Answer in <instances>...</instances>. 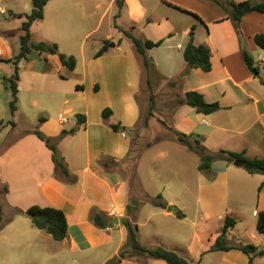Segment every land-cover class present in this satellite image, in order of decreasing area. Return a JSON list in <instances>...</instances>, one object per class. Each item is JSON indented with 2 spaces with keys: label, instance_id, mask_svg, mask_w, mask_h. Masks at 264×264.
<instances>
[{
  "label": "crops",
  "instance_id": "crops-1",
  "mask_svg": "<svg viewBox=\"0 0 264 264\" xmlns=\"http://www.w3.org/2000/svg\"><path fill=\"white\" fill-rule=\"evenodd\" d=\"M15 1L17 0H10L12 8L16 7ZM20 1L31 3L32 0ZM84 1L51 0L45 5L43 18L49 15L51 20L49 30L52 33L44 42L56 41L54 34L64 35L70 40L77 33L81 22L95 18L92 27L86 33V36L91 35L116 4V0H86L93 8L91 11H85ZM123 1L124 10L129 6L130 0ZM144 1L146 13L155 15V20L148 22L146 28L153 24L160 26L168 22L167 18L160 14L158 4L174 10H177L173 8L174 6L179 7L200 19L177 10L192 18L186 23L184 32L188 35L194 27L193 44L204 45L210 49L211 70L209 72L197 68L187 70L183 61L176 71L175 66L173 67L176 61H162L161 64L166 67V71L162 72L158 63L151 60L153 70L149 76L141 63L144 69L142 74L139 61H136V65L133 61H95L111 56L110 50L98 58L91 56L86 61H76L73 71L62 66L56 55H44L36 51L38 54L36 57L20 62L19 67L22 71L18 81L16 111L14 115L9 114V117L5 118L0 108V205L3 213L0 232L2 233L4 229L2 224L10 228L14 225L13 227L17 226L19 229L20 235L41 236L30 229L33 226L32 221L23 223L17 219L32 206L52 207L61 210L67 220V236L60 241L63 249L58 252L60 260H66V264H79L77 253L102 245H108L109 252L95 254V260L87 264H105L115 257L127 240V230L124 226L126 219L136 224L137 237L142 246L163 247L181 257H189L191 262L197 261V264L207 253L217 254L219 264H238L235 261L237 257L235 253L239 252L238 250L209 252V249L223 230L226 216H231L237 223V220H244L245 211H252L254 219H250L252 229H255L256 214L264 211V191L258 192V187L264 182V175H251L240 166L217 160L212 163L209 171L204 172L206 177L203 179L200 177L198 205L200 204L202 208L190 221L191 226L182 225L188 220L187 215L172 201H166L165 208L153 206L154 210L147 211L140 217L144 203L138 202V197L145 194L153 198L163 190V185H157L149 190L145 188L141 175L137 173L135 174L137 186L135 190L131 187L130 178H125L113 165L130 159L132 144L118 143V140H125L126 135L122 136L121 132L113 131L109 124L117 122L137 126L143 106L140 105L137 112L134 98L141 93L147 98L146 95L149 94L150 101V93H153V97L155 94L153 89H149L148 80L159 78V82L169 83L170 90H167L166 95L161 91L157 92L160 97L157 99L154 97V102L158 105H155L154 110L153 103L149 118H155L158 112L167 113V122L160 115L157 118L162 123V130L170 132L175 130L189 135L192 139H198L211 154L225 150L244 152L249 158H264V51L254 42L256 34H264V16L258 13L247 14L242 18L237 32L225 8L215 0H155L153 9H149L147 3L154 0ZM218 1L226 3L228 0ZM103 5L105 7L101 10L100 7ZM140 9L144 10L142 4ZM29 13L14 10L10 16L23 21L24 15ZM18 15L22 17L17 18ZM76 19L80 20L78 24L75 23ZM165 33L170 36L169 31ZM5 37V34L0 33V38ZM148 38L153 39L150 36ZM159 39L161 38L154 41ZM178 48H181L180 44ZM0 49L3 59L5 52ZM242 49H245L258 65L257 76L252 75L246 68L241 56ZM118 53L120 54L119 50ZM10 57L6 55L4 59ZM5 62L2 63L5 66L3 74L7 79L13 73V66L10 63L9 67V63ZM115 70L118 71L116 74L113 72ZM143 80L144 84L141 83ZM76 86H81L82 89H77ZM191 91L202 94L207 103L217 102L220 109L210 115H203L181 104L184 95ZM22 93L25 94L24 98L21 96ZM40 95L47 105L45 107L56 112L53 117L47 119L43 117V122L34 125L29 118V110L38 105ZM100 98L105 99V102L98 104ZM106 107H110L112 115L104 122L101 111ZM117 112L127 116V122L123 117H119ZM76 114L86 116L84 125H77ZM71 117L73 121L69 120ZM51 123L53 124L50 125ZM67 125L70 126L66 127ZM72 128H76V132L61 139L57 143V151L64 159L69 175L74 178L73 182L57 175L51 151L33 134V131L38 129L45 136L55 138L62 130ZM186 150L190 152L187 148ZM161 156H165V153L158 152L155 158ZM202 199L208 200L207 203L203 204ZM135 201L137 202L135 211H127L128 205ZM216 201L222 203H215ZM169 204L174 205L172 212L167 211ZM13 210L17 212L13 214ZM93 210L102 212L109 220L115 217L117 224L109 225L107 222V227L98 228L91 220ZM178 212L182 217L177 216ZM153 218L157 220L152 221ZM7 219L12 223L6 224ZM151 221L154 227L144 235L146 241L142 240V228ZM213 221H220L221 226L214 230V226L210 227ZM236 227L235 224L227 236L231 235L230 232L236 230ZM181 228L183 231L191 229L188 239L181 237ZM1 238L12 240L10 234L1 235ZM0 253L7 262L13 255L11 250L2 252L0 249ZM127 255L131 257L125 258L120 264H166L162 260L132 250Z\"/></svg>",
  "mask_w": 264,
  "mask_h": 264
},
{
  "label": "rangeland",
  "instance_id": "rangeland-1",
  "mask_svg": "<svg viewBox=\"0 0 264 264\" xmlns=\"http://www.w3.org/2000/svg\"><path fill=\"white\" fill-rule=\"evenodd\" d=\"M83 4L85 11L92 10L93 5L91 3H88L85 0ZM117 4L118 3L113 5L110 12L105 15L99 27L91 35L86 36V33L89 28L92 27V22L95 21V18L93 20H84L83 22H81L80 27H78L77 29V33H75L70 40L66 39V36L64 35L62 36L60 34H54V40L56 41L50 42L57 44L59 52L68 56H73L76 61H86L91 56H94V54L102 46L104 40L110 39L114 42L120 41V45L110 49L109 54L111 56L102 60L95 61H133L134 64L136 63V61H139V65L142 69V58L140 55H138L131 40L125 35L124 32H129L139 39H149L154 41L158 38H163V44L159 47L147 50V55L149 59L158 63L159 70H161L162 72L166 71V67L161 64L162 61H176L173 67L175 66V70L177 71L184 61L182 57V48H184L185 44L189 41V36L184 32L186 27L185 25L188 21H191L192 18L186 14L178 12L177 10H174L162 4H158L160 14L167 18L168 22L160 26H156L155 24H153V26H149L148 28H146L148 22H153V20H155V15L146 13L144 0H130V2L128 3L129 6H126L124 10L123 6L120 9ZM141 4L144 10L140 9ZM14 5L16 7L12 8L10 5V0H0V8L4 9L7 12V14L5 15L0 14V33L1 35L2 33L6 35L5 38H0V48L4 50L7 56H11L9 59L5 60L4 56L6 55L4 54L3 59H1L2 63H6L5 61L8 62V60H12V58L17 56L20 51L19 36L22 34V20L12 18L10 16L11 12L15 10L18 12L29 13L32 10V3L30 2L17 0L14 2ZM147 5L149 9H153L155 7V0L154 2L148 1ZM104 7L105 5L101 6L100 9L103 10ZM79 22V19L75 20V23L78 24ZM50 23L51 20L48 14L45 18H43V20L34 23L31 27V41L34 43L45 41V39L48 38L47 36L52 33V31L49 30ZM167 31H169L170 36L166 35L165 32ZM197 34H199V32ZM148 36L152 37L153 39L148 38ZM178 44L181 45V48H178ZM118 50L120 51V54L118 53ZM37 55L38 54L35 51H32L29 54L28 60L26 61H29V59H32ZM2 63L0 66V108H2L3 116H5V118H8L9 114H11L9 102L12 98V95L9 86H3L2 77H5V75L3 74L5 66H3ZM8 63L10 65L11 62ZM9 67H11V65ZM21 71L22 69L20 67V69L18 70V75H20ZM113 72H115L116 74V72L118 71L115 70ZM142 74H144V69H142ZM141 83L144 84V80ZM151 84L153 92L155 94V99L160 97V94L157 92L161 91L166 95L168 94L167 90H170L169 83L166 81L159 82V78H154V80L151 81ZM21 96L22 98H24L25 94L22 93ZM146 96L147 98H145L143 96V93H141L137 96V98H134L137 112L139 111V106H143L141 119L137 126L121 124V127L124 128H120V130L115 131L118 133L123 132L126 135L125 140H118L117 142H130L132 144L133 151L131 155H129L130 159H128L127 161L119 162L113 166L118 168V170L121 171L125 178H130V185L134 190L137 186V180L135 178V174L137 173L141 175L142 183L144 184L145 188L149 190L153 189L157 185H163V190L159 193V195L161 194L163 202L165 203L166 201H172L175 206H178V208L182 210L188 218V220L183 222L182 225H184V227H187L188 225L191 226L190 221H192L193 218L196 217L198 213H200V210L202 208L200 204L198 205L200 184L199 180L200 177H202L203 179L206 176L204 175V172H200L197 170V166L200 163L198 156L196 154L194 155L188 152L184 145L174 139L173 134L170 131L162 130V123L159 122L157 118L158 115H160L164 118L165 122H167V113L160 114L158 112L155 118H149L151 114L148 113V108L150 107L151 103L148 100L149 94H147ZM98 102V104H101V102H105V99L103 100L100 98ZM116 103L118 104V101ZM144 104L146 105V107H144ZM156 104L154 102V110L156 109ZM45 106L47 105L43 102V96L40 95L38 105L31 107L29 110V118L32 124L36 125L40 117H44L45 119H47L51 116H54L56 111ZM94 106H96V103H94ZM117 115L119 117H123L127 122L128 117L124 116L123 113L117 112ZM70 119L72 121L74 120L72 117L69 118V120ZM147 122L149 125L147 124ZM52 124L53 123H51L50 125ZM70 125H67L66 127H69ZM163 134L165 136H163ZM161 138L168 139L161 140ZM158 152H164L165 156L155 158ZM139 153L141 155H139ZM155 197L156 196H154L153 198ZM150 198V196H147L145 194L138 197V202L141 201L144 203V208L140 214V217H143L144 213H147V211L150 212L154 210V205L151 203ZM207 201L208 200L206 199H202L203 204L207 203ZM215 203H222V201H216ZM136 204L137 202L135 201L131 205H128L131 212L135 211L134 208ZM173 204H169L168 206H174ZM197 208L199 210H197ZM251 212L252 211H245L244 220H237L238 222L236 223V230L230 232L231 235L229 234L227 236V241L230 243L239 242L242 244H253L258 247L259 251L264 252V236L258 234L254 228L252 229L250 218H254L252 217ZM24 214L17 220L23 223H31V219H24ZM139 220L143 222L142 219ZM155 220L157 219L153 218L152 221ZM152 221L149 224H146L144 228H142V240L146 241L144 235L152 227H154ZM5 223H12V221H10V219H7L5 220ZM1 226L4 229L2 233L0 232V249H2V252H5V250H11V252L13 251V255L10 261L7 262L5 260L6 258L0 253V264H63L64 260H60V256L58 255V252L63 249L61 242L52 239L46 232L39 231L31 226L30 229L32 231H34L35 233H40L41 235L38 237H33L20 235L17 226L13 227L14 225H11V228L5 227L3 224ZM213 226L215 227L214 230L217 229L216 227L219 228L221 226L220 221H213L210 227ZM182 229L183 228H181L180 230L181 237L184 239H188L191 229L189 231H183ZM252 233H254V236H252ZM4 234H10L12 236V240L2 239L1 235ZM137 240L140 241L138 237ZM127 241L128 240H126L125 243L126 245ZM107 248H109L108 245H102L101 247L93 249H83V251L77 253V255L79 256V264H87L91 260H95L94 255L97 253L109 252ZM235 254L237 255L235 261L238 264L248 263L247 257L244 253L239 251ZM216 255L217 254L209 253L203 255L199 264H219L220 261L218 256ZM183 258L191 262L189 257ZM253 262L254 264H264V255H256L253 258ZM64 263L66 264V260L64 261ZM193 264H197V261Z\"/></svg>",
  "mask_w": 264,
  "mask_h": 264
},
{
  "label": "trees",
  "instance_id": "trees-1",
  "mask_svg": "<svg viewBox=\"0 0 264 264\" xmlns=\"http://www.w3.org/2000/svg\"><path fill=\"white\" fill-rule=\"evenodd\" d=\"M51 0H32V10L29 14L24 15L25 19L21 23V28L23 34L19 37V46L20 51L19 54L12 58V60H8L11 62L13 66V73L7 77L6 81L8 83L9 88L11 89L12 98L9 102V108L11 115H14L17 102H18V81L19 75L18 70L20 69L19 63L22 61H26L29 58V54L32 51H36L40 54L44 55H56L62 66L67 68L70 71H73L76 66V59L73 56H68L59 52L58 46L55 43L48 42H37L34 43L31 41V33L30 27L31 25L43 19V9L45 5ZM217 1L221 6L225 8L228 14V18L230 19L235 31L239 32V25L244 16L250 13H258L264 16V0H239L232 1L228 0L226 3H222L221 1ZM123 0H116L117 5L121 9L123 6ZM170 5V4H169ZM173 8L191 15L192 17L200 20L195 14L190 13L189 11L183 10L179 7L174 6ZM22 15H18L17 18H21ZM125 35L131 40L136 52L142 58V64L146 70V72L151 75V71L153 70V65L151 63V59H149L147 55V50L159 47L164 39H159L157 41H152L149 39H139L133 36L129 32H124ZM189 41L185 45L182 56L186 63V68H197L202 70L203 72H209L211 70V61H210V49L204 45H194L193 44V36H194V27L191 28L189 32ZM254 42L256 46L264 51V34H256L254 36ZM120 45V41L114 42L110 39H106L103 41L102 46L99 50L94 54L93 58H98L108 52L110 49ZM241 56L246 68L249 72L257 76L259 74V67L255 63L253 57L245 50H241ZM186 72V71H185ZM149 89L151 90V81L148 80ZM77 89H82L81 86H76ZM97 89L96 86L94 88ZM150 108L149 114H151L154 97L153 93H150ZM181 104L187 105L190 108H193L197 113H201L203 115H210L220 109V106L217 102L207 103L205 102L202 94L191 91L187 92L184 95V98L180 101ZM112 115V110L108 107L104 108L101 111V118L104 122ZM75 118L77 120V125H84L86 123V116L84 114H76ZM44 118L40 117L38 122H43ZM13 124V122H10ZM110 129L113 131H118L123 129L120 123L109 124ZM76 132V128H72L70 130H62L60 134L55 138H50L45 136L38 129L33 131V134L42 142H44L45 146L51 151L52 161L55 166V171L57 175L60 177L73 182L74 178L69 175L68 169L64 162V159L59 155L57 151V143L68 135H72ZM173 137L177 142L184 145L190 152L196 154L200 160L198 164L197 170L200 172H207L210 170L213 162L217 160H222L227 164H232L233 162H238L239 166L243 168L248 174H260L264 175V158H249L245 156L244 152H230L225 150H220L217 153H209L207 149L200 143L198 139H192L189 135L180 133L178 131H171ZM6 191V188H4ZM264 191V182L258 187V192ZM151 203L155 207L165 208V203L162 200L161 195H157L155 198H150ZM129 210V207L127 211ZM17 211L13 210V214ZM28 213L32 215L31 221L35 228L42 230L49 234L54 240L62 241L67 236V220L65 214L56 208L52 207H39L32 206L27 210ZM178 217H182L180 212L177 213ZM91 220L93 223L100 229L107 227V222L109 220L102 212L93 210L91 215ZM2 221V208L0 205V222ZM236 222L231 216H226L224 219L223 230L216 237L214 244L210 247L209 252H227L230 250H238L244 253L248 257V264H253V258L256 255H264V252L259 251L258 247L253 244H242L236 242H228L227 241V233L230 229L235 226ZM124 226L127 230V245L123 246L119 253L108 260L105 264H120L122 260L127 257H131L127 255V253L132 250L133 252H137L140 254H145L150 258L158 259L164 261L166 264H193L181 257L177 253L171 250H167L163 247L156 248H148L142 246L137 240V226L136 224H132L128 219L124 221ZM255 229L258 234L264 236V211H259L256 214V226ZM127 246V247H126Z\"/></svg>",
  "mask_w": 264,
  "mask_h": 264
},
{
  "label": "water",
  "instance_id": "water-1",
  "mask_svg": "<svg viewBox=\"0 0 264 264\" xmlns=\"http://www.w3.org/2000/svg\"><path fill=\"white\" fill-rule=\"evenodd\" d=\"M258 79H260V78L258 77ZM2 81H3V86H4V87H7L8 83H7V81H6V77H2ZM233 165H234V166H239V163L235 161V162H233ZM167 211H168V212H172V211H173V207H172V206H168ZM24 217H25V218H29V219H31V218H32V215H31L30 213L26 212V213L24 214ZM108 224H109V225H115V224H117V219H116L115 217L111 218V219L108 221Z\"/></svg>",
  "mask_w": 264,
  "mask_h": 264
},
{
  "label": "built area",
  "instance_id": "built-area-1",
  "mask_svg": "<svg viewBox=\"0 0 264 264\" xmlns=\"http://www.w3.org/2000/svg\"><path fill=\"white\" fill-rule=\"evenodd\" d=\"M7 12L5 11V10H3V9H0V14H2V15H5ZM2 55H3V53H2V50L0 49V66H1V63H2ZM0 74H1V67H0ZM121 135L122 136H124V133L123 132H121Z\"/></svg>",
  "mask_w": 264,
  "mask_h": 264
}]
</instances>
